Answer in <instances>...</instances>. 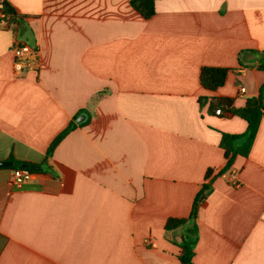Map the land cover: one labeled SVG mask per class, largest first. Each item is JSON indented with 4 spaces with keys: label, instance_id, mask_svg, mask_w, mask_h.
<instances>
[{
    "label": "crops",
    "instance_id": "0c3cea01",
    "mask_svg": "<svg viewBox=\"0 0 264 264\" xmlns=\"http://www.w3.org/2000/svg\"><path fill=\"white\" fill-rule=\"evenodd\" d=\"M8 1L25 17L0 24V162L41 170L12 185L0 167V264L180 263L189 226L166 222L224 167L221 134L247 129L212 98L243 108L264 85V0H158L150 19L130 0ZM17 42L38 51L22 76ZM205 66L230 69L216 91ZM194 224L192 264H264V116Z\"/></svg>",
    "mask_w": 264,
    "mask_h": 264
},
{
    "label": "trees",
    "instance_id": "16d2710c",
    "mask_svg": "<svg viewBox=\"0 0 264 264\" xmlns=\"http://www.w3.org/2000/svg\"><path fill=\"white\" fill-rule=\"evenodd\" d=\"M157 1L158 0H130V5L144 19H150L156 13ZM20 17L23 18L25 16L20 15L8 0H0V24L6 20L12 23ZM263 64L264 60L262 59L259 65L260 69H264ZM229 71L230 69L225 67H203L200 72L202 87L209 91L218 90L225 84ZM199 101L200 104L203 103L202 99ZM217 110H221L222 112L219 116L230 114L245 120L247 122V129L242 134L225 132L221 134L220 147L224 150L226 159L224 167L217 173L212 169L207 170L205 181L194 198L190 217L183 219L170 218L166 222V230H172L186 225L189 226L186 235L182 238V253L180 255V262L182 264H192L198 236L194 220L198 215L200 204L207 199L212 191L213 180L229 172L233 168L237 157H247L252 149L261 120L264 116V85L261 87L257 96L247 99L243 108L234 107L233 100L229 98H212L210 111L216 114ZM73 128L74 125H70L52 142L48 149V157L53 154L58 144ZM243 138L244 141L238 144Z\"/></svg>",
    "mask_w": 264,
    "mask_h": 264
},
{
    "label": "built area",
    "instance_id": "2783aa9c",
    "mask_svg": "<svg viewBox=\"0 0 264 264\" xmlns=\"http://www.w3.org/2000/svg\"><path fill=\"white\" fill-rule=\"evenodd\" d=\"M14 72L16 76L24 75L28 70L36 69L39 65L38 51L29 44L17 42L13 47ZM242 92L245 89H241ZM221 110L216 111V115H221ZM34 172L29 168H12L9 181L12 185H22L31 181ZM233 183L238 185L232 176ZM178 264H182L181 262Z\"/></svg>",
    "mask_w": 264,
    "mask_h": 264
},
{
    "label": "water",
    "instance_id": "95a60500",
    "mask_svg": "<svg viewBox=\"0 0 264 264\" xmlns=\"http://www.w3.org/2000/svg\"><path fill=\"white\" fill-rule=\"evenodd\" d=\"M82 121L83 120H78V123H80ZM0 167L1 168H20V167L21 168H29L33 172H37V171H40L41 170V167L36 166V165L28 166V165L16 163V162H13V161H3V162H0Z\"/></svg>",
    "mask_w": 264,
    "mask_h": 264
}]
</instances>
